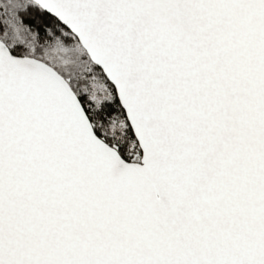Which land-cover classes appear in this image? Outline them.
<instances>
[{
  "label": "snow or ice",
  "instance_id": "snow-or-ice-1",
  "mask_svg": "<svg viewBox=\"0 0 264 264\" xmlns=\"http://www.w3.org/2000/svg\"><path fill=\"white\" fill-rule=\"evenodd\" d=\"M0 264H264V0H0Z\"/></svg>",
  "mask_w": 264,
  "mask_h": 264
}]
</instances>
